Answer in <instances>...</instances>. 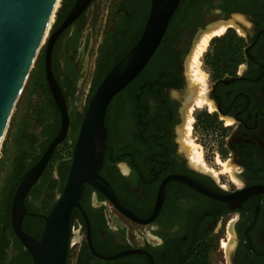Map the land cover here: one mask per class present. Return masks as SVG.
Masks as SVG:
<instances>
[{"label": "flooded vegetation", "instance_id": "1", "mask_svg": "<svg viewBox=\"0 0 264 264\" xmlns=\"http://www.w3.org/2000/svg\"><path fill=\"white\" fill-rule=\"evenodd\" d=\"M142 1H114L98 47L91 90L112 57L126 45L131 20L141 11ZM90 4L52 46V70L65 91L75 93L84 72L91 33L81 40V32ZM180 21L175 33L167 36L179 81L160 93L147 92L138 106L132 98L121 97L114 132L104 150L99 172L130 215L103 192L85 184L82 209L76 207L71 217L72 229L77 227L80 235L77 264H182L202 249L208 250L209 264H264V0H189ZM210 24L199 37L226 25L220 36L232 29L244 44L223 62L214 58L213 66L207 65L209 71L235 72L214 79L206 94L213 107L206 105L216 110L215 117L231 126L227 152L221 155L237 168L232 170L235 178L230 183L201 169V163L186 155L185 115L194 95L192 86L184 124L179 128L187 84L184 59L196 34ZM66 102L70 118L67 138L74 117L69 100ZM78 114L79 123L83 113ZM73 235L72 230L71 239ZM24 251L23 245L14 248L12 258ZM212 253L217 254L214 262L210 261Z\"/></svg>", "mask_w": 264, "mask_h": 264}, {"label": "water", "instance_id": "2", "mask_svg": "<svg viewBox=\"0 0 264 264\" xmlns=\"http://www.w3.org/2000/svg\"><path fill=\"white\" fill-rule=\"evenodd\" d=\"M91 1L76 0L67 17L49 39L45 55V73L50 91L60 110L61 126L40 160L22 179L11 203L10 221L13 232L31 254L34 264H66L71 243V217L76 207L82 209L80 199L85 184H91L103 192L114 205L130 215L99 172L106 148V112L112 99L147 66L181 0H151L149 14L138 42L109 71L89 98L74 143L64 187L53 208L44 216L45 224L41 237L35 238L26 232L22 225L28 213L25 198L42 175L56 147L66 138L70 122L66 99L52 70V46L56 38ZM56 3L57 0H0V147L13 111L47 36L51 19L56 14ZM236 78L223 81L229 82ZM185 80L187 82V77ZM185 180L196 185L189 179ZM91 249L94 251L92 246Z\"/></svg>", "mask_w": 264, "mask_h": 264}, {"label": "trees", "instance_id": "3", "mask_svg": "<svg viewBox=\"0 0 264 264\" xmlns=\"http://www.w3.org/2000/svg\"><path fill=\"white\" fill-rule=\"evenodd\" d=\"M189 0H181L178 7L174 11L169 25L167 27L166 33L157 48L156 52L148 62L147 66L143 69V71L119 94H117L112 101L110 102L106 117H105V125L107 128V139L106 144L110 143V137L112 132H114V122L116 118V109L119 104V100L124 95L132 98L135 101L136 106L139 104V100L144 97L147 92L152 93H160L164 87L176 86V83L179 81L180 76L177 71H175L172 67V57L174 54L171 52L172 47L167 42V36L173 35L180 24L181 16L183 15L185 2ZM151 6V0H143L141 11L137 13L134 19L131 20V31L129 34L128 41L126 45L121 47L120 50L112 57L111 63L105 67L102 71L100 77L96 81L95 86L91 90L89 98L92 96L94 91L100 82L105 78V76L109 73V71L121 60V58L138 42L143 28L145 26V22L147 20L149 10ZM69 11V10H68ZM65 16L59 21L58 25L63 21ZM231 34V35H230ZM244 46L243 40L235 33L234 30L230 29L228 34H224L222 36L214 37L209 45V49L207 53L204 55L205 63L212 67L214 64V58L223 59L227 55H230L234 50L240 49ZM220 60L219 62H223ZM211 76L214 79L224 77L227 74L233 75L234 71H210ZM38 78L33 79L31 81L32 91H34L37 87H40L47 99L49 110H40L37 113L36 124L39 127L46 128V135H48L49 139L46 141L41 153L39 155H33L30 149H34L35 146V134H30L29 136L25 134L24 128L20 129V141L19 146H21L28 141L29 146L27 148L18 149L19 154L16 155L13 163V175L12 182L8 189L5 202L0 211V264H34L31 254L25 249V251L19 256L17 259H13L10 250L14 246L15 249L22 247L21 242L15 236L11 221H10V210L11 203L14 196V193L21 183L22 179L28 172V170L37 163L51 141L56 137L59 132L61 126V114L59 107L57 106L54 97L50 91L47 79L45 68L44 70L38 73ZM58 82L62 87V83L58 78V74L55 72ZM64 97L66 101L69 100V96L73 95V90L65 91L62 87ZM88 98V100H89ZM51 118V121L49 117ZM142 116V114H141ZM203 116L209 117L208 114H204ZM203 116H198L199 121L205 125V121L202 120ZM49 120V121H48ZM50 122V124H49ZM81 121L78 123L77 132L75 139L78 134V130L80 127ZM32 138V139H30ZM34 139V140H33ZM24 140V141H23ZM23 141V142H22ZM60 145L55 149L49 163L47 164L45 170L42 175L39 177L38 181L32 186L28 195L25 198V204L28 210V213L25 215L22 225L26 232L34 235L38 238L41 237L42 231L44 229L45 218L50 210L53 208L57 195L62 191L69 169L71 165V160L63 161L60 167V179L54 177L52 172V167L54 162L58 160H62L64 158L65 151L68 152V155H72V147L70 149H63L59 152ZM30 195H33L38 198H43V204L45 208V213L41 214L37 210L33 209V206L29 203L28 198ZM182 264H209L208 261V250H199L192 257L188 258Z\"/></svg>", "mask_w": 264, "mask_h": 264}, {"label": "rangeland", "instance_id": "4", "mask_svg": "<svg viewBox=\"0 0 264 264\" xmlns=\"http://www.w3.org/2000/svg\"><path fill=\"white\" fill-rule=\"evenodd\" d=\"M73 1L74 0H58L56 7L57 9L56 14L53 18L51 26H49L47 36L41 47L38 57L34 63V66L31 70L25 88L13 111L11 121L9 123L7 132L3 139V143L0 147V211L5 202L8 189L12 182L11 177L13 175V163L16 155L19 154L18 149L19 147L27 148L29 146V139L28 141L26 140V142L23 145L21 143V146H19L20 129L24 128L25 134L28 136L33 133L35 134V146L34 149L32 150L30 149L33 155H39L44 145L46 144V141H48L49 139L48 135L45 134L46 128L37 126L36 115L40 110L50 111L51 108L49 107L47 99L40 87H37L34 91H32L33 89L31 85V81L32 78L33 79L38 78L39 76L38 73L42 71V69L44 70L45 55H46L49 39L51 35L54 33V30L57 29L59 21L67 14ZM114 1L115 0H94L92 1V3L90 4L87 10V22L81 32V40L84 39L86 33L88 32L91 33V36H90L89 47L84 55L85 57L84 72L82 76L78 78V85L75 93L69 96L70 98L69 106L72 116L74 117V125L72 126V129L70 130L66 140L60 145V148L58 150L59 152H61L65 148L70 149V147H72V151H73V145H74L77 126H78V122H77L78 120L76 119L77 116L79 115L78 114L79 112L84 113V110L88 102V98L90 96L92 81L94 77L97 75L96 58L98 56V47L102 41L103 32L107 27L108 14L112 9ZM188 16H190V14ZM210 26L212 25L211 24L208 25L205 29H203V31L207 30ZM203 31L201 30L196 34L193 44L187 56L184 59V73L186 74L187 77V84L185 85L183 90L184 92L183 97L185 99L183 101V107H181V109L183 110V118L179 126V128L181 129L184 124V114H185L184 111L190 105L189 103V105L187 106V100L189 99L188 90H190V86H192L193 84L192 70L190 71L189 69L190 57L194 49V46L197 42L196 40H198L197 38ZM66 36L67 34L64 35L63 40H65ZM81 44L82 42L79 45L80 47L82 46ZM209 45L202 54L199 64V68L205 74V81L203 85L205 87L206 94L207 91H210V86L214 81V78L211 76L212 73L209 71V68L207 67V64L204 61V55L207 53L209 49ZM62 54H64V51L62 52ZM200 91H201V86H199L197 90L195 91L193 90V94L199 95ZM173 95H175V97H178V94L175 91ZM192 108H193L192 130L190 135L188 136L186 135V139L188 141L194 142L195 147L194 149L193 148L190 149V147L187 144L186 147H188V150L184 148L186 155L191 160L194 159L195 161L201 163L202 164L201 169L210 170L216 176L221 177L224 182L226 181L230 183L229 179L231 177L235 178L234 174L232 173V170L235 171L237 170V168L235 165H232L230 162L226 161V158L225 159L221 158V155L223 154L225 155L227 152L225 143H226V137L231 131V126L226 125L225 120L221 119L219 116L215 117L216 110L215 109L210 110L206 104L197 107L193 102ZM205 113L208 114L209 117L203 116ZM186 115H185V119L187 118ZM200 115L203 116L202 120L206 122L205 123L206 126H204L199 121L198 116ZM51 118L52 117L50 116L49 117L50 121ZM180 138L182 142L183 136L181 135ZM63 154H64V158L62 160H58L54 162L52 167L53 175L57 179H60V167L62 161L69 160L72 157V155L69 156L68 152L66 151ZM198 154H201L200 160L198 159ZM226 165L228 166L229 169H227ZM59 194L57 195L56 200L58 199ZM28 201L33 206V209L37 210L41 214L45 213L43 198H38L33 195H30ZM72 230L74 231V235L72 236L71 239L66 264H77V259L79 254L80 235L77 230V227H74ZM10 254L11 256L14 255V246L11 248ZM216 256L217 254L212 253L210 261L214 262L216 260ZM213 264H218V263H213Z\"/></svg>", "mask_w": 264, "mask_h": 264}, {"label": "bare ground", "instance_id": "5", "mask_svg": "<svg viewBox=\"0 0 264 264\" xmlns=\"http://www.w3.org/2000/svg\"><path fill=\"white\" fill-rule=\"evenodd\" d=\"M58 3V0H57ZM57 3H56V7H57ZM53 19H51L50 25L52 23ZM49 25V26H50ZM226 29V25H222L220 27L217 28H213L209 31H206L205 33H203L197 40L194 49L192 51L191 57H190V64H189V69L190 71L192 70V79H193V84H192V89L195 91L199 88V86H201V91L200 94L197 95L195 94L193 96V99L189 105L188 111H187V118H186V122H185V130L184 133L188 136L191 133L192 130V122H193V117H192V112H193V102L195 104V106L200 107L203 104L208 103L210 108L213 107V104L211 103V101L208 100L207 95H206V90L204 87V81H205V74L203 73V71L199 68V64H200V58L202 56V54L204 53V51L207 49L209 42L211 41V39L214 36L220 35L224 32V30ZM188 146L190 147V149H194L195 144L192 141H188L187 142ZM198 159H201V154H198ZM227 169L228 166L226 165Z\"/></svg>", "mask_w": 264, "mask_h": 264}]
</instances>
